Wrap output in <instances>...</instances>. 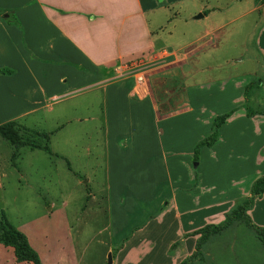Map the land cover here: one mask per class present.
<instances>
[{
	"label": "crops",
	"instance_id": "obj_1",
	"mask_svg": "<svg viewBox=\"0 0 264 264\" xmlns=\"http://www.w3.org/2000/svg\"><path fill=\"white\" fill-rule=\"evenodd\" d=\"M249 16V25L262 19L252 48L264 58V0H0V69L11 70L0 72V123L16 121L51 136L72 122H88L87 131L69 134L88 138L91 173L79 170L85 183L102 171L108 224L96 233H107L108 240L100 264H107L109 253L111 264H143L152 261L156 249L168 258L178 253L167 261L182 260L196 239L185 233L222 221L264 175V114L248 117L243 107L244 87L258 78L256 72L203 74L212 69L203 57L233 39L226 27ZM137 60L143 62L134 68ZM175 71L184 82L178 88L182 99L172 105L164 85ZM140 72L147 92L135 94ZM230 109L218 139L200 149L194 166L209 155L215 181L180 184L175 174L184 169L180 161L191 171L195 144L212 132L214 117ZM186 135L195 139L188 143V161L177 156L176 138ZM58 152L66 158L67 151ZM163 180L170 191L160 195ZM47 211L40 224H19V229L43 264H82L66 205L52 204ZM249 214L264 226V194ZM131 217L145 218L130 225ZM0 264L32 263L17 261L13 248L0 244Z\"/></svg>",
	"mask_w": 264,
	"mask_h": 264
},
{
	"label": "rangeland",
	"instance_id": "obj_2",
	"mask_svg": "<svg viewBox=\"0 0 264 264\" xmlns=\"http://www.w3.org/2000/svg\"><path fill=\"white\" fill-rule=\"evenodd\" d=\"M1 11L3 12L2 9ZM3 15L7 16L8 11H5ZM250 19L251 16L245 17L226 27L228 35L230 34L229 37L233 39L222 43L223 45L217 50V53H210L211 56L208 54L207 57H203V65L208 64L212 67L203 73L204 76L231 74L236 76L256 72L258 78H264V58L252 48L253 34L259 28L262 19L254 25H249L252 21ZM170 27L172 25H168L166 28ZM174 35H178L176 29ZM174 42L179 43L178 39ZM141 59L143 60V58ZM138 62L137 60L136 63ZM173 73V76H170L164 85L169 87L168 97L170 98L168 99H171L170 104L172 105L182 99V90L178 91V88L184 82V77L178 71ZM203 74L199 77H202ZM259 91L260 89L251 92L250 106L264 109V103L259 100L261 96ZM81 101L86 102V99H79V102ZM81 105L85 108L80 113L85 115L86 105ZM52 121L48 122V128H53L55 123ZM18 124L20 133H24L25 125L19 122ZM26 127L29 126L26 125ZM88 129H90L88 122H72L62 131L63 133L51 134L49 136L51 154L42 149H31L28 146L16 148L0 136V212L3 211L11 224L20 230L19 224H28L29 227L35 226L36 223L40 224L42 221L39 220L46 215L50 205L53 204L55 207L66 205L72 238L80 261H83L82 264H100L99 261L105 260V243L108 240L107 233H96L101 226L108 224V219L104 217L103 213V210L107 208V201L104 196L106 189L102 171L99 169L96 172V180L85 183L86 178L83 174H79V170L81 172L85 170L88 175L91 173V162L87 159L85 152L88 138L77 136V134L70 137L69 134L72 132L83 133ZM190 140H195L192 135L176 138L177 143L181 145V154L177 155L181 160L188 161L190 155L186 152ZM58 150L67 151L66 158L62 157ZM201 158L202 164L199 167H194L196 166L194 163L197 164V161H191L193 167L191 171L184 165V162L180 161V166L184 169L175 170V174L180 177V184L188 185L191 182L194 183L198 178H204L206 183L215 181L216 171L211 164L209 155H203ZM188 163L190 164V160ZM171 172L174 174V171ZM77 179H81L79 184L76 183ZM160 179H163L162 167ZM220 183L221 181L217 185ZM158 190L160 195L168 194L169 184L163 180ZM92 193L96 194L94 199L89 195ZM151 208L152 206L149 205L150 210H152ZM144 218L131 217L130 225L137 224ZM162 235L160 232L158 236ZM160 238L163 239V236ZM201 251L202 256L192 258L190 260L192 262L189 264H264V247L257 239L253 229L244 223H234L222 234L211 237L202 246ZM177 254H172L169 257L170 260L173 257L176 258ZM157 258L160 261L155 260ZM169 258L163 254L162 250L159 252V249H156L151 258L152 261H144L143 264H177L181 261H167Z\"/></svg>",
	"mask_w": 264,
	"mask_h": 264
},
{
	"label": "trees",
	"instance_id": "obj_3",
	"mask_svg": "<svg viewBox=\"0 0 264 264\" xmlns=\"http://www.w3.org/2000/svg\"><path fill=\"white\" fill-rule=\"evenodd\" d=\"M0 72L10 73L9 69H0ZM262 79L256 78L247 83L244 87L243 96L246 116H253L256 114H264V109H256L250 106V94L254 90L261 88ZM233 110L227 111L214 117L212 122V132L206 137L200 139L195 144L193 150V161H198L200 149L203 146H212L218 139V129L231 115ZM24 133H20L19 124L16 121H8L0 123V136L11 143L16 148L28 146L31 149L37 148L52 153L49 146L50 132L26 127L23 129ZM264 194V175L259 176L254 180L250 188L248 196L241 197L234 201L233 206L225 213L224 219L219 223H208L200 228H197L184 236H195V244L193 252L182 259L177 264H189L192 258L202 256V246L213 236L222 234L225 230L234 225V223H244L256 234L257 239L264 247V226L255 224L249 214L253 208L255 200ZM0 244L11 246L17 261H28L32 264H43L37 251L30 245L27 236L18 230L8 220L5 213L0 212ZM176 243L171 245V248ZM114 254V252H113Z\"/></svg>",
	"mask_w": 264,
	"mask_h": 264
},
{
	"label": "built area",
	"instance_id": "obj_4",
	"mask_svg": "<svg viewBox=\"0 0 264 264\" xmlns=\"http://www.w3.org/2000/svg\"><path fill=\"white\" fill-rule=\"evenodd\" d=\"M143 61H140L138 63L133 64V66H135L134 68H138L140 66V64H142ZM135 72H138L137 69H134ZM135 80H136V85L134 87V93L135 94H141V93H146L147 92V84H146V80H145V75L140 72L137 73V75L135 76Z\"/></svg>",
	"mask_w": 264,
	"mask_h": 264
},
{
	"label": "water",
	"instance_id": "obj_5",
	"mask_svg": "<svg viewBox=\"0 0 264 264\" xmlns=\"http://www.w3.org/2000/svg\"><path fill=\"white\" fill-rule=\"evenodd\" d=\"M198 16L201 17V14H199ZM194 165H196V163H194ZM111 261H112V256H111V253L108 254V262L107 264H111Z\"/></svg>",
	"mask_w": 264,
	"mask_h": 264
}]
</instances>
